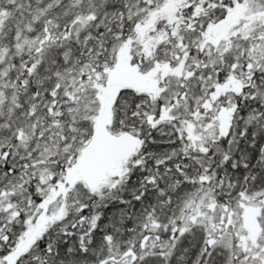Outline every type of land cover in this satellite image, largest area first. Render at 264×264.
Here are the masks:
<instances>
[{
	"label": "snow or ice",
	"instance_id": "6c2138e0",
	"mask_svg": "<svg viewBox=\"0 0 264 264\" xmlns=\"http://www.w3.org/2000/svg\"><path fill=\"white\" fill-rule=\"evenodd\" d=\"M0 264H264V0H0Z\"/></svg>",
	"mask_w": 264,
	"mask_h": 264
}]
</instances>
